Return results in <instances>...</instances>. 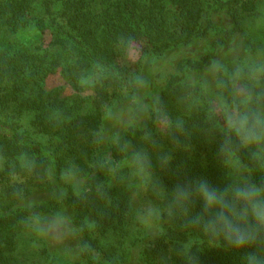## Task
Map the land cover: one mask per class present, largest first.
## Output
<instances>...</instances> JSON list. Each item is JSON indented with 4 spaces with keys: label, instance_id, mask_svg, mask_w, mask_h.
I'll return each mask as SVG.
<instances>
[{
    "label": "trees",
    "instance_id": "16d2710c",
    "mask_svg": "<svg viewBox=\"0 0 264 264\" xmlns=\"http://www.w3.org/2000/svg\"><path fill=\"white\" fill-rule=\"evenodd\" d=\"M263 2L0 0V264L20 261L29 222L64 208L70 210L79 238L77 260L66 264H127L138 244L142 264H184L176 249L187 234L178 226L165 222L164 235L136 227L127 170L109 171L123 153L116 139L105 144L99 138L103 115L111 103L141 89L138 77L148 83L152 67L168 51L206 42L198 55L186 54L177 61L151 106L159 102L172 115L180 114L186 104L185 73L203 76L218 52L244 33ZM217 14L225 15L227 24L218 22ZM32 23L51 34L49 43L40 40L30 46L20 41L17 33ZM136 40L144 43L146 62L141 77L128 80L119 63ZM57 72L71 92L64 85L48 86V76ZM201 118L194 116L193 121ZM147 124L152 127L150 120ZM140 135L127 126L118 137L137 145ZM157 139L166 150L171 148L169 140ZM189 143V151L172 153L168 170L161 171L153 157L164 186L171 190L176 183L204 178L223 187L227 179L216 161L217 144L199 133ZM69 174L86 178L83 188L69 185ZM45 191L52 194L31 198ZM200 209L197 203L193 212ZM191 235L197 238L195 232ZM253 250L193 249L198 264H243V256ZM47 252L45 248L38 264H65Z\"/></svg>",
    "mask_w": 264,
    "mask_h": 264
},
{
    "label": "clouds",
    "instance_id": "9594fccd",
    "mask_svg": "<svg viewBox=\"0 0 264 264\" xmlns=\"http://www.w3.org/2000/svg\"><path fill=\"white\" fill-rule=\"evenodd\" d=\"M137 81L144 86L139 77ZM185 81L186 104L180 114L172 115L157 102L130 117L128 126L141 133L139 143L117 137L123 159L109 171L126 169L129 189L136 197H148L135 209L142 227L164 235L166 222L187 234L176 249L184 264H198L193 249L204 245L234 251L252 248L243 264H264V59L234 62L231 70L214 60L203 76L186 72ZM197 115L202 117L198 123L193 121ZM110 117L109 110L105 118ZM194 133L217 144L216 161L227 182L218 187L197 178L168 190L154 170L153 157L161 171L168 170L172 153L189 151ZM157 136L169 140L171 148L166 150ZM197 203L201 209L194 213Z\"/></svg>",
    "mask_w": 264,
    "mask_h": 264
},
{
    "label": "rangeland",
    "instance_id": "374dc122",
    "mask_svg": "<svg viewBox=\"0 0 264 264\" xmlns=\"http://www.w3.org/2000/svg\"><path fill=\"white\" fill-rule=\"evenodd\" d=\"M260 11L259 14L248 19L244 33L239 35L232 44L222 48L212 61H220L222 64L228 63L230 64L229 70H231L234 62L264 59V2L261 4ZM215 16L218 22L227 24L228 18L225 15L217 14ZM17 36L23 44L30 46L40 40H44L46 43H49L51 40V34L49 32H41L35 23L21 28ZM144 49V43L136 40L122 56L119 69L128 80L141 75L139 70L142 67V62H146L143 57L145 53ZM205 49L206 42L201 41L189 47L171 49L165 56H161L157 61L158 63L152 67L149 77L147 76L148 83L141 87L138 92L128 96L124 95L120 101L113 102L108 106L106 112L110 110L111 117L106 119V112H104L103 121L98 132L100 140L105 144L114 141L129 125L130 117L133 114L137 116L141 115L140 109L144 106H147L150 110L169 73L175 70L177 61L186 54L198 55ZM47 84L50 87L64 85L66 91L71 92V87L66 84L60 72L49 75ZM88 93L92 94L91 91ZM24 122L25 126L30 128L27 118L24 119ZM137 123L142 124L144 122L137 121ZM40 139L43 141L47 140V138L44 139L42 137ZM66 177L69 185L76 189L83 188L87 182L86 178L74 174L66 175ZM57 190L65 192V188H58ZM51 194V192L46 191L37 192L31 198L38 200L45 195L48 197ZM147 199L148 197H145L143 194L138 197L134 195L136 208L145 203ZM0 201H2L1 198ZM71 220L70 210L64 208L55 216H43L29 222L28 228L22 234V241L26 244L21 247L22 253H20V261L17 264H38L37 262L40 260L41 255L44 254L45 248L48 250L47 253L58 258L61 263L66 264L76 261L79 256V238L78 232ZM135 225L137 228H144L137 222V219ZM144 230L148 233L157 232L155 229L148 230L144 228ZM139 250L140 245L138 244L133 248V255L127 264H142L139 260ZM45 256L42 257L44 258Z\"/></svg>",
    "mask_w": 264,
    "mask_h": 264
}]
</instances>
